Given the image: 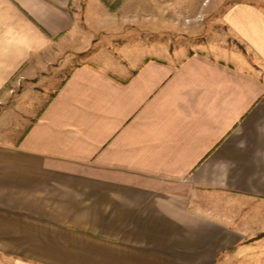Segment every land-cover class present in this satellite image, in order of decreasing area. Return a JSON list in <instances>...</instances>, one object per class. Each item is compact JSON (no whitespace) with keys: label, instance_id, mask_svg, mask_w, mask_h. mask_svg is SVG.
I'll use <instances>...</instances> for the list:
<instances>
[{"label":"crops","instance_id":"0c3cea01","mask_svg":"<svg viewBox=\"0 0 264 264\" xmlns=\"http://www.w3.org/2000/svg\"><path fill=\"white\" fill-rule=\"evenodd\" d=\"M215 8L127 0L121 25L89 0L85 29L72 0H0V94L71 64L22 132L5 133L2 106H31L30 89L0 98V264H221L227 248L255 262L264 8ZM212 13L237 45L180 38Z\"/></svg>","mask_w":264,"mask_h":264},{"label":"rangeland","instance_id":"374dc122","mask_svg":"<svg viewBox=\"0 0 264 264\" xmlns=\"http://www.w3.org/2000/svg\"><path fill=\"white\" fill-rule=\"evenodd\" d=\"M126 1L127 0H100L101 4H103V6L107 8L106 11L109 12L107 16H110L113 21L121 25L124 24L123 22H127L128 20L127 15L129 14H127L125 10L122 9ZM236 1L252 2L264 8V0H208V6L213 7V12H215V10H217L215 6H219L221 9H223L225 4L228 5ZM88 3L89 0H72V9L75 12L78 21L83 19L85 29H87V17L85 16V13L82 14V11H85ZM102 17L105 20L107 19L106 15H103ZM164 17L166 18V16ZM168 17L170 18L172 16L168 15ZM173 17L174 19H177L179 16ZM138 18H140V16L135 15L132 22H139L140 20H138ZM169 18H166L165 20H168ZM201 18L202 19L198 20H202V23L207 25L206 28L211 31L207 29L187 32L180 31V38H188L198 41L203 40L206 45H208L210 41L226 38L229 45H237L233 42V37L228 31L225 35L223 34V26L219 21V16H216L215 13H212L205 14L201 16ZM93 19H95V17ZM187 19L189 20V22H194V20H192L191 18L183 17L181 15V23H178H180L181 25L182 22L187 23ZM70 66V63H64L63 60H60L57 63L53 62L49 66V68L46 69V71H37L39 73H37L38 76L36 79L23 78L21 76L22 74H19L6 86L3 93L0 94V98L2 97L5 102H15L20 91H22L23 88L28 87V89H30V95L26 96V98L23 100V103L29 104L31 106H2V109L10 113V115H12V113L14 114V116L5 117V119H3V129L5 133L12 134L15 132H22L24 128H26L27 125L31 121H33V119L40 113L43 107L40 105L43 104L49 97V91L55 89L57 85L63 80L65 75L68 73ZM33 82H36L35 86L32 84ZM12 84H14L15 87L14 91L10 90ZM43 92H46L48 94L45 95L43 94ZM251 256L252 255L250 252L241 253L240 250V252L236 253L235 248H227L223 252V254L218 257V261L221 264H252ZM253 264H264V251H262V253L258 255Z\"/></svg>","mask_w":264,"mask_h":264}]
</instances>
